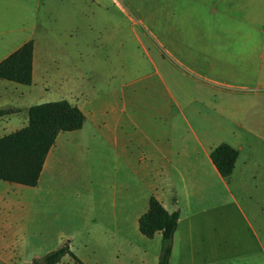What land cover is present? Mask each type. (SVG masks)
Listing matches in <instances>:
<instances>
[{"label":"crops","instance_id":"0c3cea01","mask_svg":"<svg viewBox=\"0 0 264 264\" xmlns=\"http://www.w3.org/2000/svg\"><path fill=\"white\" fill-rule=\"evenodd\" d=\"M91 1L63 0L61 12L53 14L51 23L57 22L68 39L57 52L53 48L61 37L45 24L42 1L24 7L20 26L0 33V62L29 40L34 43L32 84L18 88L0 82L11 89L0 103V110L9 111L0 117V138L27 125L28 109L43 103L36 98L40 88L48 91L50 82L58 81L64 95L45 102L66 100L85 116L81 129L57 135L35 187V199L19 190L24 186L0 181V205H14L15 212L26 217L34 201L38 219L47 193L52 207L61 211L62 242L82 264H114L119 259L157 264L160 233L147 239L138 228L154 197L167 212L179 214L169 264H264L263 244L252 222L261 227L264 219L241 211L230 188L243 175L236 188L244 189L250 179L256 192L262 167L260 159L245 156L237 143L246 146L254 138L264 143V0H163L149 7V23L187 69L201 78L197 79L201 86L214 89L211 82L217 83L224 88L222 95L245 99L235 112L219 97L201 100L198 103L207 111L196 112L193 100L157 98L155 87L146 84L149 77L135 79V84L117 80L108 91L98 79L88 82L81 54L92 28ZM94 1L98 14L105 13L106 8ZM47 45L46 62L53 63L56 74L47 71L43 61L41 49ZM112 78L122 80L123 71L114 70ZM250 105L258 108L251 112ZM226 122L235 128H228ZM10 124L12 131L5 133ZM222 143L239 152L228 179L219 175L210 159L211 150ZM249 200L254 205L260 201ZM235 208L254 246L246 254L232 246ZM129 237L135 244L122 247ZM246 241L249 245L248 237ZM0 264L8 263L0 259Z\"/></svg>","mask_w":264,"mask_h":264},{"label":"rangeland","instance_id":"374dc122","mask_svg":"<svg viewBox=\"0 0 264 264\" xmlns=\"http://www.w3.org/2000/svg\"><path fill=\"white\" fill-rule=\"evenodd\" d=\"M38 1L45 4V24L50 25L49 31L56 32L57 37L61 41L55 48L66 46L67 38L63 37L62 30L56 24L51 23L53 14L58 15L61 12L60 6L63 0H0V33H7L12 29L20 26L19 20L23 9L26 5L34 6ZM99 3L106 8L105 13L100 12L97 8V3L93 0L91 6V21L92 28L88 34L86 44L82 51L83 71L86 74L88 82L93 83L96 79L100 82V87L108 91L112 84H116L117 80L122 81L123 84H135V79L149 77L147 85L155 87V97H161L165 100H172V96L177 100L192 101V106L195 112L207 111L198 102L201 100L205 103L213 101L219 97L224 99L231 105L230 110L239 111L242 107V102L245 101L241 95L227 96L222 95L220 84L211 82L212 88L205 89L197 81L201 79L195 74H192L186 66V63L180 57L174 55L169 46L165 44L159 30L149 23L148 11L149 7L159 6L163 0H98ZM53 25V26H52ZM48 31V30H45ZM66 35V34H65ZM41 49L44 62L48 57V45ZM61 54V53H57ZM53 63L46 62V70L52 74H56ZM194 68V66H191ZM123 71V79L115 78L113 82L112 72ZM136 72V73H135ZM190 75V76H189ZM193 76V77H192ZM217 81H224L228 85H235L236 83L226 78L210 77ZM3 84H13L18 88H26L23 85L15 83H8V81L1 80ZM48 91L40 88L36 101L47 103L49 99H59L63 96V89L58 81L48 83ZM228 87V86H226ZM39 88V87H38ZM216 88H219L216 90ZM229 91L228 89H225ZM220 93H219V92ZM11 89L0 85V103L4 100L2 97L9 94ZM251 100H254L251 98ZM258 101V100H255ZM247 107V106H246ZM251 112L258 108L255 105L248 106ZM191 114L193 110H190ZM189 112V113H190ZM194 112V113H195ZM193 113V114H194ZM254 114V113H252ZM192 116V115H191ZM223 120L221 119V123ZM230 129H234L235 125L230 122L225 123ZM12 125H8L5 133L12 131ZM12 133V132H10ZM243 154L260 159L262 167H260L256 178L257 189L250 179L246 181V187L243 189L236 188L240 183H243V175L239 177V181L231 184L230 188L237 199V203L241 211L248 214L254 212L252 216H261L264 219V143L252 139V141L245 146L241 142ZM241 180V181H240ZM13 186L18 187L14 184ZM21 186V185H19ZM261 186V188H260ZM24 189V195L33 197L35 199V187H20ZM17 193V191H15ZM42 195V193H41ZM72 195L71 197H73ZM74 200L76 197H73ZM250 198L260 199L257 205L250 202ZM40 199V198H39ZM43 205L40 207L42 213L39 218L36 217L35 202L29 205L28 214L26 217L19 216L14 210V205H0V259L8 264H32L35 260L42 259L46 254L54 251L67 242H62V232L59 224V216L61 211L58 207H52V198L47 193L43 194ZM41 201V199H40ZM39 201V202H40ZM9 207V208H7ZM4 208V209H2ZM234 213L237 221L234 226L237 229L232 238V245L236 251L240 253H248L251 248H254L253 243L247 233H245L244 222L239 215V209L235 208ZM77 219H81L77 216ZM78 220V221H79ZM257 226V235L262 241L264 248V223L260 227L259 222H254ZM79 225V224H78ZM247 234V235H246ZM248 237L249 245L246 241ZM97 240L98 238H92ZM134 238H124L123 246L127 247L130 243H134ZM63 243V244H62ZM252 245V247H251ZM58 264H76L73 259L66 256ZM114 264H129L127 260L119 259Z\"/></svg>","mask_w":264,"mask_h":264},{"label":"trees","instance_id":"16d2710c","mask_svg":"<svg viewBox=\"0 0 264 264\" xmlns=\"http://www.w3.org/2000/svg\"><path fill=\"white\" fill-rule=\"evenodd\" d=\"M34 43H24L18 50L0 62V80L18 85L32 84V61ZM9 114L0 110V117ZM85 116L76 106L66 100L33 105L28 109L27 125L0 138V181L36 187L45 159L61 132L81 129ZM239 156L238 150L222 143L213 148L210 159L223 179H228ZM179 214L169 213L150 197L147 211L139 218L138 228L142 236L152 239L160 233V253L157 264H169L173 236L177 229ZM68 256L76 264H82L65 243L32 264H58Z\"/></svg>","mask_w":264,"mask_h":264}]
</instances>
